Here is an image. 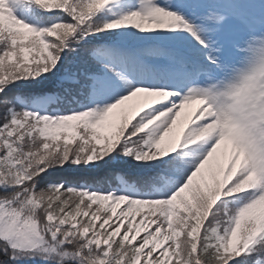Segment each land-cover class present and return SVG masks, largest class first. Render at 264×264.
Wrapping results in <instances>:
<instances>
[{
    "label": "snow or ice",
    "instance_id": "6c2138e0",
    "mask_svg": "<svg viewBox=\"0 0 264 264\" xmlns=\"http://www.w3.org/2000/svg\"><path fill=\"white\" fill-rule=\"evenodd\" d=\"M0 264H264V0H0Z\"/></svg>",
    "mask_w": 264,
    "mask_h": 264
},
{
    "label": "trees",
    "instance_id": "16d2710c",
    "mask_svg": "<svg viewBox=\"0 0 264 264\" xmlns=\"http://www.w3.org/2000/svg\"><path fill=\"white\" fill-rule=\"evenodd\" d=\"M107 171L108 170L106 167H102L100 169L88 170L83 168L77 169L75 166H73V168H67V166H65L64 169H57L55 172V176L59 178L68 179L69 181L78 182V180L81 177L84 176L91 177L95 175L103 176L107 174Z\"/></svg>",
    "mask_w": 264,
    "mask_h": 264
}]
</instances>
